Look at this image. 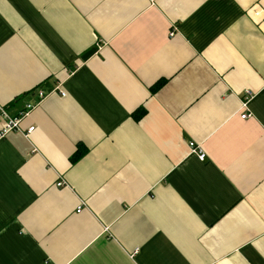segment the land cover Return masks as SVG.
Segmentation results:
<instances>
[{
	"label": "crops",
	"instance_id": "obj_1",
	"mask_svg": "<svg viewBox=\"0 0 264 264\" xmlns=\"http://www.w3.org/2000/svg\"><path fill=\"white\" fill-rule=\"evenodd\" d=\"M27 102L0 264H264V0H0V104Z\"/></svg>",
	"mask_w": 264,
	"mask_h": 264
},
{
	"label": "built area",
	"instance_id": "obj_2",
	"mask_svg": "<svg viewBox=\"0 0 264 264\" xmlns=\"http://www.w3.org/2000/svg\"><path fill=\"white\" fill-rule=\"evenodd\" d=\"M173 34V30L169 32V35ZM37 96L39 99H41L44 96L43 91H38ZM252 97V94L249 90H246L242 96L241 101V108L242 112L240 113L241 118H247L251 115L249 109H248V102L250 101ZM37 104V102H27L24 105V108L18 113L17 116H9L7 112L4 109V106L0 104V116L4 119V122L0 128V136L6 134L9 131H17L20 132L24 137H27L33 130L34 126H29L26 130H24L20 122L24 116H26L29 111ZM189 146L192 152L196 153L198 158L203 159L205 157L204 151L200 149L194 142H189ZM63 181H58L56 183L57 186L62 185ZM82 209V206L79 204V206L76 207V212H80Z\"/></svg>",
	"mask_w": 264,
	"mask_h": 264
},
{
	"label": "trees",
	"instance_id": "obj_3",
	"mask_svg": "<svg viewBox=\"0 0 264 264\" xmlns=\"http://www.w3.org/2000/svg\"><path fill=\"white\" fill-rule=\"evenodd\" d=\"M163 83H164V80L156 82L151 87V90L154 91L155 89H158ZM143 114H144V110L143 109L140 108V109L136 110L134 112L135 119H139ZM86 151H87V148L83 144L78 143L77 147H76V151L71 156V161L72 162L77 161L78 159H80L86 153Z\"/></svg>",
	"mask_w": 264,
	"mask_h": 264
}]
</instances>
